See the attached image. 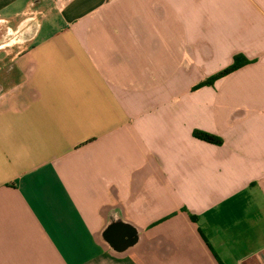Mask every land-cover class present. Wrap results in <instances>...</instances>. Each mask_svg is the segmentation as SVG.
Returning <instances> with one entry per match:
<instances>
[{
  "label": "crops",
  "instance_id": "1",
  "mask_svg": "<svg viewBox=\"0 0 264 264\" xmlns=\"http://www.w3.org/2000/svg\"><path fill=\"white\" fill-rule=\"evenodd\" d=\"M50 1L0 0V264H264V0Z\"/></svg>",
  "mask_w": 264,
  "mask_h": 264
},
{
  "label": "rangeland",
  "instance_id": "2",
  "mask_svg": "<svg viewBox=\"0 0 264 264\" xmlns=\"http://www.w3.org/2000/svg\"><path fill=\"white\" fill-rule=\"evenodd\" d=\"M51 3L52 2L49 0V4ZM21 4L22 3L16 5L15 7H13V9L20 8ZM38 4H40V2ZM36 22L37 21L35 17L29 14L19 16L16 19H13L7 22H5L4 20L2 21L0 20V44H11L12 45L13 43L21 42L24 44L28 42L30 38V32L29 31L26 32V29H24L20 35V33L17 32L18 31L17 29L20 28L21 23L27 24V28L29 27L33 28Z\"/></svg>",
  "mask_w": 264,
  "mask_h": 264
},
{
  "label": "trees",
  "instance_id": "3",
  "mask_svg": "<svg viewBox=\"0 0 264 264\" xmlns=\"http://www.w3.org/2000/svg\"><path fill=\"white\" fill-rule=\"evenodd\" d=\"M250 62H251V60L249 58H247L245 54L237 53L234 55L233 62L230 65H228L227 67L223 68L222 70L212 74L210 77L206 78L205 80L197 83L193 87V89H198V88L203 87L205 85H213L215 83V81L218 80L219 78H222V77L230 74L231 72L241 68L242 66H244ZM194 135L197 138H200L202 140H205V141L211 142V143H215V144H222V142H223L222 137H220L214 133L207 132V131L194 130ZM191 218L195 220L196 216L194 214H191Z\"/></svg>",
  "mask_w": 264,
  "mask_h": 264
},
{
  "label": "water",
  "instance_id": "4",
  "mask_svg": "<svg viewBox=\"0 0 264 264\" xmlns=\"http://www.w3.org/2000/svg\"><path fill=\"white\" fill-rule=\"evenodd\" d=\"M120 224H125L123 221H121V219L119 218H112L110 220V222L108 223V226L105 228L103 236L104 238L109 241V243L111 244V247L113 248V250L117 253H124L126 252L129 248L133 247L134 245H136L139 241H140V237L139 234L137 232L136 229H133L131 231L122 232L121 228H118L116 230L117 235L115 234V238L114 240H118V239H123V241H121L118 244H113L108 238H107V230L113 226H118ZM125 237H127L126 239H124Z\"/></svg>",
  "mask_w": 264,
  "mask_h": 264
},
{
  "label": "flooded vegetation",
  "instance_id": "5",
  "mask_svg": "<svg viewBox=\"0 0 264 264\" xmlns=\"http://www.w3.org/2000/svg\"><path fill=\"white\" fill-rule=\"evenodd\" d=\"M118 228H121L123 233L133 230V228L131 226H129L128 224H120L118 226H113V227L109 228L106 232V234H107L106 236L113 244H118L121 241H123V239L114 240L115 234L117 235L116 230ZM126 238L127 237H125L124 239H126Z\"/></svg>",
  "mask_w": 264,
  "mask_h": 264
}]
</instances>
